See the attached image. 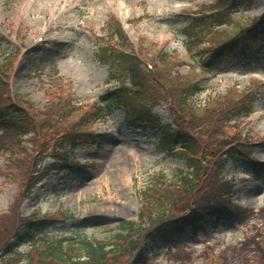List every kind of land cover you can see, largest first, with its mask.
<instances>
[{
	"label": "rangeland",
	"instance_id": "rangeland-1",
	"mask_svg": "<svg viewBox=\"0 0 264 264\" xmlns=\"http://www.w3.org/2000/svg\"><path fill=\"white\" fill-rule=\"evenodd\" d=\"M220 1L0 0V68L4 66L8 72L10 102H25L24 106L30 105L40 115L62 90L65 97L70 94V110L78 108L83 113L117 85L106 83L108 69L95 52L99 43H115L109 31L118 23L135 55L143 60L167 56L165 60L175 63L173 75L201 80L204 90L193 100L196 108L204 110L222 96L251 92L252 113L236 127L227 125L218 137L225 143L219 140L211 153L215 157L216 150H222L226 143L242 140L241 145H251L249 157L259 165L255 169L259 176L246 161L225 165L221 178L231 188L225 208L230 215L213 217V223L202 224L196 232L189 229L155 250L141 241L127 255L128 242L113 237L122 223L135 224V231L143 234L149 230L150 219L158 215L155 207L142 205V192L158 183L172 184L188 170L181 160L158 147L159 133L131 129L117 112H108L105 121L83 128L100 136L95 144L77 148L72 157H62L71 168H49L45 173V162L53 155L45 131L23 137L19 144L18 139L11 143V137L0 132V214L17 211L24 219L39 220L35 242L62 239L64 247L73 252L79 248L75 241L83 238L108 244L115 251L112 264H118L121 257L125 264H208L211 256L220 264H264V37L253 51L237 53L211 69L205 66L208 52L198 54L200 49L251 26L263 16L264 0L233 12L224 26L206 27L201 33L211 30L212 36H204L199 50L190 51L185 47L183 30L194 16L212 10L220 14ZM156 113L164 124L169 123L163 108ZM65 122L58 116L47 137L54 139ZM47 148L48 153L42 151ZM24 159L25 165L20 163ZM35 162L43 165L42 174L37 178L39 183L27 191L30 173L23 169ZM218 185L206 182L207 196L217 193ZM181 196L177 192L174 197ZM30 247L25 239L20 254L29 252Z\"/></svg>",
	"mask_w": 264,
	"mask_h": 264
},
{
	"label": "trees",
	"instance_id": "trees-1",
	"mask_svg": "<svg viewBox=\"0 0 264 264\" xmlns=\"http://www.w3.org/2000/svg\"><path fill=\"white\" fill-rule=\"evenodd\" d=\"M255 1L258 0H222L219 2V7L223 9L220 14L219 10H214L210 14L194 16L183 30L186 48L195 51L198 47L199 50V46L204 42V36H212L213 28L225 25L233 12L249 8ZM206 27L211 28L210 32L201 33ZM109 32L110 36L115 38V43L97 44L95 54L97 60L108 69L106 82L113 81L118 86L105 91L99 97V101L85 109L83 113H80L78 108L70 110V94L67 92L68 96L65 97L62 90L59 97L49 100L47 111L40 115L30 108V105L24 106L25 102H10L7 100L8 72L2 66L0 132L3 136H10L11 143L18 139L19 144L21 138L39 130L45 131L47 140L52 142L50 149L53 155L50 161L53 164L46 162L43 173L49 168L70 167L61 161L63 156L72 157L77 148L95 144L98 135L83 128L105 119L108 112L120 114L122 122L131 129L159 133L158 147L168 156L181 160L186 165L188 173L177 178L172 184L158 183V186H148L142 192V205L146 209L155 207L158 215L150 219L149 230L141 233L142 236L139 231H135V224L122 223L120 232L113 237L128 242L129 255L137 249V244L141 241L143 246L147 245L155 250L159 244L169 243L188 229L196 231L200 229L202 223H213L211 222L213 217L219 219L231 214L225 209L231 188L228 186L229 182L221 178L224 166L230 161L234 163L246 161L258 175L256 170L259 165L249 160L251 145L248 147L246 144L241 145L242 140L226 143L222 150H216L218 152L215 157L211 153L219 140L225 143V140L218 137L227 125L233 124L231 127H236L241 119L252 113L254 95L251 92H238L233 96L216 98L204 110L198 109L193 100L204 90L201 80H183L182 77L173 75L175 63L165 60L167 56H150L145 60L137 57L128 46L118 23L111 26ZM263 36L264 15L236 35L200 49L198 54L202 51L208 52L210 58L205 66L210 68L237 53L253 51L256 43L263 42ZM147 63L150 64V68L147 67ZM158 108L165 110L169 123L164 124L162 117L156 113ZM54 110L56 114H53ZM58 116L66 120L64 128L54 139L47 137L55 128ZM42 151L48 153V148ZM56 162L60 165L57 166ZM20 163L25 165L27 161L24 159ZM42 166L41 163L35 162L31 167H24L23 171L29 169L31 179V181L27 179L29 183L27 191L37 184V178L42 174L40 171ZM25 176L27 174H24ZM206 182H217L219 184L217 193L207 196L209 191H205ZM177 192L182 196L175 198ZM202 192L205 194L201 196ZM171 210L175 211L174 214L169 212ZM187 210L189 212L184 213ZM38 227L37 221L24 219L17 211L0 214V264H112L110 261L114 259L115 251L108 248V244L83 238L75 241L79 244L77 249L79 254H76L77 252L70 251L71 248L64 247L62 239L35 242L38 238L35 237ZM25 239H29L33 247L28 253L21 255L19 247L25 243ZM115 243L114 245H117ZM215 258L211 256L208 264H220ZM118 261V264L126 263L122 257Z\"/></svg>",
	"mask_w": 264,
	"mask_h": 264
},
{
	"label": "bare ground",
	"instance_id": "bare-ground-1",
	"mask_svg": "<svg viewBox=\"0 0 264 264\" xmlns=\"http://www.w3.org/2000/svg\"><path fill=\"white\" fill-rule=\"evenodd\" d=\"M263 223H264V222H263ZM253 225H254V226H257L258 224H256V223H253ZM257 227H258V226H257Z\"/></svg>",
	"mask_w": 264,
	"mask_h": 264
}]
</instances>
